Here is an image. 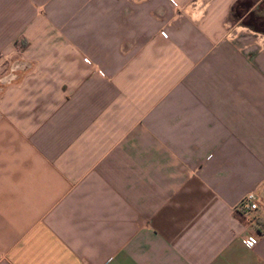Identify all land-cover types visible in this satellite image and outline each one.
I'll use <instances>...</instances> for the list:
<instances>
[{
    "label": "crops",
    "instance_id": "crops-1",
    "mask_svg": "<svg viewBox=\"0 0 264 264\" xmlns=\"http://www.w3.org/2000/svg\"><path fill=\"white\" fill-rule=\"evenodd\" d=\"M237 1L0 0V264H264V33Z\"/></svg>",
    "mask_w": 264,
    "mask_h": 264
},
{
    "label": "trees",
    "instance_id": "trees-1",
    "mask_svg": "<svg viewBox=\"0 0 264 264\" xmlns=\"http://www.w3.org/2000/svg\"><path fill=\"white\" fill-rule=\"evenodd\" d=\"M247 10L249 11L243 16ZM230 20L233 23L238 21L250 30L264 33V0H238L231 7Z\"/></svg>",
    "mask_w": 264,
    "mask_h": 264
},
{
    "label": "built area",
    "instance_id": "built-area-1",
    "mask_svg": "<svg viewBox=\"0 0 264 264\" xmlns=\"http://www.w3.org/2000/svg\"><path fill=\"white\" fill-rule=\"evenodd\" d=\"M18 67V64L15 65ZM239 208L241 210L253 211L259 208L258 198L254 192H248L244 199L241 201ZM242 241L245 245L252 247L255 243V239L252 236L246 235L242 238Z\"/></svg>",
    "mask_w": 264,
    "mask_h": 264
},
{
    "label": "rangeland",
    "instance_id": "rangeland-1",
    "mask_svg": "<svg viewBox=\"0 0 264 264\" xmlns=\"http://www.w3.org/2000/svg\"><path fill=\"white\" fill-rule=\"evenodd\" d=\"M239 24V23H238ZM240 25V24H239Z\"/></svg>",
    "mask_w": 264,
    "mask_h": 264
}]
</instances>
